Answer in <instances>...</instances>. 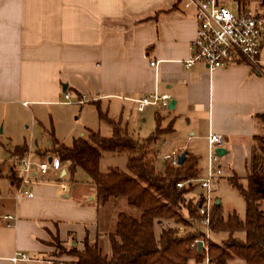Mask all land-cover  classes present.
Segmentation results:
<instances>
[{"label": "crops", "instance_id": "0c3cea01", "mask_svg": "<svg viewBox=\"0 0 264 264\" xmlns=\"http://www.w3.org/2000/svg\"><path fill=\"white\" fill-rule=\"evenodd\" d=\"M218 2H240L264 12V0ZM195 27L192 9L183 8L180 0H0V125L8 141L0 143V264H71L75 257L67 251H81L84 237L109 254L107 234L120 210L102 216L100 210L123 200L132 212L123 198H109L96 207L92 184L72 182L78 167L71 171L68 161L39 177L41 183L32 187L30 197L14 198L16 181L9 165L17 157L13 147L25 144L24 155L33 161L42 158V151L32 153L24 138L13 132L27 116L34 126L33 107L69 105L64 92L78 105L93 104L101 110L105 103L101 111L106 114L114 102L122 112L135 107L130 99L168 95L171 109L155 104L137 111L162 110L155 111L160 127L170 130L150 148L154 153L166 146L186 151L196 158L197 178L206 173L207 136H222V174L211 188L220 212L221 195L214 188L221 180L231 185V177L244 180L251 161H263L256 144L264 138L259 118L264 115V32L255 67L233 63L208 71L201 62L188 68L182 63ZM153 61L155 66L150 65ZM68 175L70 182L65 180ZM61 181L67 183L64 191L57 185ZM195 189L189 198L197 196ZM162 222L154 223L155 236L164 228ZM222 233H216L219 240L225 239ZM54 249L63 254L56 257ZM15 252L28 259L12 260ZM229 262L243 264L237 258Z\"/></svg>", "mask_w": 264, "mask_h": 264}, {"label": "trees", "instance_id": "16d2710c", "mask_svg": "<svg viewBox=\"0 0 264 264\" xmlns=\"http://www.w3.org/2000/svg\"><path fill=\"white\" fill-rule=\"evenodd\" d=\"M97 116L110 125V136H102L97 131L88 130L86 137L74 138L69 146L59 144L52 138L50 153L61 162L68 161L70 170L76 166L88 175L95 192L96 207L109 198H123L132 209L125 214H116L114 229L107 234L109 254H104L96 242L82 240L83 249H69L75 257L71 264H186L189 257L201 261L203 251L191 247L194 239L203 232L192 227L181 211L185 209L192 221H200L197 213L198 200L193 204L184 202L190 187H176V183L198 177L196 158L185 151L181 165L169 166L164 163L160 170L154 167L155 153L151 143L170 130L160 127V116L155 113L153 132L144 138H135L120 126L118 119H112L96 105ZM264 124V115L259 116ZM264 157V138L259 139ZM25 144L14 146L17 157L24 155ZM101 152L126 154L125 170L117 167L100 172L98 168ZM234 186L244 202V216L239 219L232 212L225 218L219 204L214 201L208 228L213 233L227 234L226 242L219 245L207 242L206 256L209 264H227L230 258L240 259L243 264H264V160L251 161L244 177V184L231 177ZM161 219L188 225L191 230L178 231L167 227L155 236L153 225ZM241 232L243 239L234 237Z\"/></svg>", "mask_w": 264, "mask_h": 264}, {"label": "built area", "instance_id": "2783aa9c", "mask_svg": "<svg viewBox=\"0 0 264 264\" xmlns=\"http://www.w3.org/2000/svg\"><path fill=\"white\" fill-rule=\"evenodd\" d=\"M181 6L185 9H192L195 20V33L190 41L188 57L182 62L188 68L194 62H201L206 65L208 71L233 64L244 63L250 67L257 64L258 53L264 32V12L256 11L246 6L244 3L233 4L218 2V0H180ZM156 61L150 62L155 66ZM64 103H75L69 101L68 93L64 92ZM135 103V108L141 111L149 105L159 104L166 107L168 95L149 94L138 99H130ZM207 162L206 173L203 177L189 179L176 183V187H190L195 185L199 192L197 213L202 217L201 226L204 227L201 239H194L191 247H195L200 241V250L204 252L205 264H209L206 252L208 241V223L211 207L214 203L211 188L214 179L222 174V169L218 164L219 156L214 153V149L223 147L225 140L222 136L210 133L207 136ZM180 151L173 149L169 152H156L154 157L160 158L169 166L177 165V156ZM11 175L16 181L14 192L15 199L30 197L32 187L41 183L39 177L51 171L60 169V160L57 156L48 154L42 159L33 161L28 155L15 157L9 160ZM59 189H67V183L58 182ZM4 218L11 219L10 215ZM27 260L24 253L15 252L12 260Z\"/></svg>", "mask_w": 264, "mask_h": 264}, {"label": "rangeland", "instance_id": "374dc122", "mask_svg": "<svg viewBox=\"0 0 264 264\" xmlns=\"http://www.w3.org/2000/svg\"><path fill=\"white\" fill-rule=\"evenodd\" d=\"M254 10H258V7H253ZM120 105L117 102L111 103L107 109V116L120 119V125L126 126L128 133H131L135 138H144L150 135L155 127L154 113L159 111L160 108L153 107L146 108L142 112H138L135 107L129 109V107H124L121 112L119 107ZM101 110H105V103L100 107ZM34 126L31 125L29 116L23 117V122H21L16 128L15 137L24 138L25 142L29 146L32 153L37 151H42V158L50 153L49 148L52 144V138L58 141L59 143L69 146L74 138L77 137H86L88 130L97 131L102 136H110V126L104 121L97 118L96 107L93 104H74L70 103L65 106H53V107H42L37 106L32 108ZM162 111V110H160ZM33 127V128H32ZM6 133L2 132L0 125V143H7L5 138ZM12 141V140H11ZM258 146L257 151L262 147L260 142L256 144ZM169 148L163 147L159 149V153L169 152ZM256 150V149H254ZM44 151V152H43ZM181 152V151H180ZM261 158L262 153H260ZM126 154H111L109 152H101V157L99 159L98 168L100 172H106L109 168L117 167L121 170H125L126 163ZM41 158V159H42ZM3 163V161H0ZM164 162L160 158H155L154 167L156 170H160ZM72 182L78 184H84L89 180L88 175L81 168H76L72 175ZM66 182H70V176L65 177ZM240 183L244 184V180H241ZM214 184V182H213ZM212 184V187H213ZM196 186L192 185L189 189V192L185 194L184 202H189L193 204L198 200V197L189 198L187 194L195 195ZM194 189V190H193ZM214 190H217V194L221 195V214L225 218L231 211H234L239 218H243L244 207L243 200L236 192L234 186L226 184L225 180H221L218 184V187ZM129 207V206H128ZM131 209V208H130ZM120 210L125 214H129L124 205L123 200H119L117 204L109 203L105 206L103 210H100V216L104 215L106 212L108 214L113 211ZM182 216L192 223V227L203 231L204 227L201 226L200 221H192L185 209L181 211ZM162 227H173L177 228L178 231H189L191 228L188 225H183L182 223H175L170 219H163ZM157 233V228H155ZM224 238L219 240L218 235L209 230L208 232V241H212L216 244H223L226 242V233H222ZM234 237L240 240L243 239V234L241 232L234 233ZM201 239L200 237H197ZM218 239V240H217ZM207 241V242H208ZM54 242V241H53ZM52 242V243H53ZM56 245V242L53 243ZM63 251L60 249H54V255L56 257L61 256ZM186 264H205L204 259L201 261L195 262L193 259H189ZM228 264H235V262H229Z\"/></svg>", "mask_w": 264, "mask_h": 264}, {"label": "water", "instance_id": "95a60500", "mask_svg": "<svg viewBox=\"0 0 264 264\" xmlns=\"http://www.w3.org/2000/svg\"><path fill=\"white\" fill-rule=\"evenodd\" d=\"M65 86H66V85H64V84L61 86V90H62V91L65 90ZM167 108H168V109H171V108H172V102H169V103H168ZM214 153H215L217 156H222V155L225 153V149L222 148V147L215 148V149H214ZM184 158H185V151L183 150V151H181V152L179 153V155L177 156V165H181V164L183 163ZM200 245H201V243H200V241H198V242L196 243L197 251L200 250Z\"/></svg>", "mask_w": 264, "mask_h": 264}]
</instances>
